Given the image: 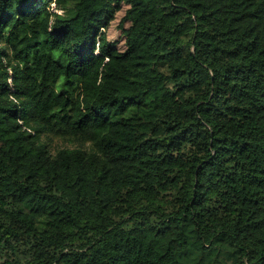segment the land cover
<instances>
[{
	"label": "trees",
	"instance_id": "trees-1",
	"mask_svg": "<svg viewBox=\"0 0 264 264\" xmlns=\"http://www.w3.org/2000/svg\"><path fill=\"white\" fill-rule=\"evenodd\" d=\"M0 264H264V0H0Z\"/></svg>",
	"mask_w": 264,
	"mask_h": 264
},
{
	"label": "rangeland",
	"instance_id": "rangeland-1",
	"mask_svg": "<svg viewBox=\"0 0 264 264\" xmlns=\"http://www.w3.org/2000/svg\"><path fill=\"white\" fill-rule=\"evenodd\" d=\"M56 4L52 1L50 2V7L51 9H55ZM125 5L122 6V9L119 10L116 13L115 18L110 22L108 27L106 28V33L107 36L110 40H116L118 47L122 48L123 47V34H122V29L120 28L119 24L121 22V17L124 14V9ZM61 11V10H58ZM127 25V22L124 23V26ZM53 145L54 146H62L66 145L67 143L60 138L55 137L53 140Z\"/></svg>",
	"mask_w": 264,
	"mask_h": 264
}]
</instances>
